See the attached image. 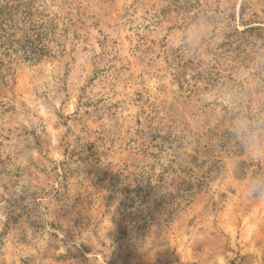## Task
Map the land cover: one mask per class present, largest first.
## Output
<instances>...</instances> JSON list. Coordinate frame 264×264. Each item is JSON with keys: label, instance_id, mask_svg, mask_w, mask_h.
Wrapping results in <instances>:
<instances>
[{"label": "rangeland", "instance_id": "374dc122", "mask_svg": "<svg viewBox=\"0 0 264 264\" xmlns=\"http://www.w3.org/2000/svg\"><path fill=\"white\" fill-rule=\"evenodd\" d=\"M18 1L0 15V264H264L245 190L264 158L223 95L264 110V0Z\"/></svg>", "mask_w": 264, "mask_h": 264}, {"label": "clouds", "instance_id": "9594fccd", "mask_svg": "<svg viewBox=\"0 0 264 264\" xmlns=\"http://www.w3.org/2000/svg\"><path fill=\"white\" fill-rule=\"evenodd\" d=\"M226 107L232 111L230 130L254 158H264V110L248 107L247 98L236 89L224 92ZM250 197L264 199V172L245 182Z\"/></svg>", "mask_w": 264, "mask_h": 264}, {"label": "trees", "instance_id": "16d2710c", "mask_svg": "<svg viewBox=\"0 0 264 264\" xmlns=\"http://www.w3.org/2000/svg\"><path fill=\"white\" fill-rule=\"evenodd\" d=\"M20 6H24V4L19 3L18 0H0V15L3 19L1 23L6 25V21H8V18L6 19V15L11 16L15 10H18ZM2 15H5V17Z\"/></svg>", "mask_w": 264, "mask_h": 264}]
</instances>
